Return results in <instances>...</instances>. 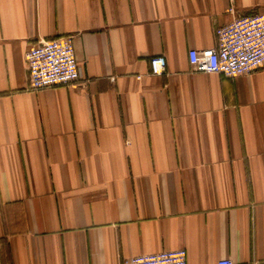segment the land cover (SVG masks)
<instances>
[{
  "label": "crops",
  "instance_id": "0c3cea01",
  "mask_svg": "<svg viewBox=\"0 0 264 264\" xmlns=\"http://www.w3.org/2000/svg\"><path fill=\"white\" fill-rule=\"evenodd\" d=\"M230 6L264 13V0H0V264L175 248L187 264H264V67L231 78L187 59ZM65 35L81 78L30 89L26 51Z\"/></svg>",
  "mask_w": 264,
  "mask_h": 264
},
{
  "label": "built area",
  "instance_id": "2783aa9c",
  "mask_svg": "<svg viewBox=\"0 0 264 264\" xmlns=\"http://www.w3.org/2000/svg\"><path fill=\"white\" fill-rule=\"evenodd\" d=\"M228 12L234 16L227 24L215 28L213 47L188 50L187 59L192 71L233 78L264 67V13L234 14L232 6ZM25 62L32 90L72 84L81 78L70 35L43 40L29 47ZM148 63L150 74L165 72L164 56H152ZM120 264H187V252L185 248H175L140 254L124 258ZM216 264L234 263L222 258Z\"/></svg>",
  "mask_w": 264,
  "mask_h": 264
}]
</instances>
